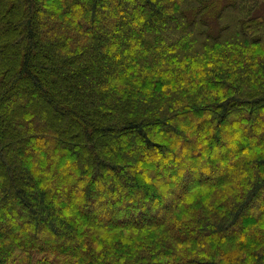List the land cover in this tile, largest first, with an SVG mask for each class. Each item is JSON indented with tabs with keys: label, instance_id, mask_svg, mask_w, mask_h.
Returning a JSON list of instances; mask_svg holds the SVG:
<instances>
[{
	"label": "trees",
	"instance_id": "1",
	"mask_svg": "<svg viewBox=\"0 0 264 264\" xmlns=\"http://www.w3.org/2000/svg\"><path fill=\"white\" fill-rule=\"evenodd\" d=\"M0 264H264V0H0Z\"/></svg>",
	"mask_w": 264,
	"mask_h": 264
},
{
	"label": "rangeland",
	"instance_id": "2",
	"mask_svg": "<svg viewBox=\"0 0 264 264\" xmlns=\"http://www.w3.org/2000/svg\"><path fill=\"white\" fill-rule=\"evenodd\" d=\"M234 117H232V118H230L231 120L233 119ZM223 124L224 123H226L227 121L226 120H223V121H221ZM258 122V120H256L255 121V123H254V125L253 126H255V124ZM239 123H243V120L241 119V120H239ZM244 141V143H246L245 145H247V144H250V141L249 140H243ZM155 208L157 209V210H159V207L158 206H155Z\"/></svg>",
	"mask_w": 264,
	"mask_h": 264
}]
</instances>
